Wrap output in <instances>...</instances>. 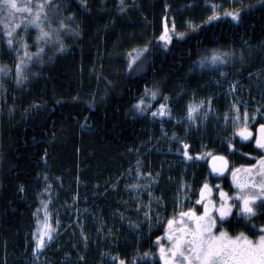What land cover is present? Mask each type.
Here are the masks:
<instances>
[{
  "label": "trees",
  "instance_id": "obj_1",
  "mask_svg": "<svg viewBox=\"0 0 264 264\" xmlns=\"http://www.w3.org/2000/svg\"><path fill=\"white\" fill-rule=\"evenodd\" d=\"M58 3L61 13L50 15V21L53 28L61 20L67 25L60 33L65 49L60 52L57 44H43L42 62L33 57L22 85L15 82V54L0 40V65L13 70L12 76L0 80V264H113V258L114 264L121 259L126 264H163L159 249L164 229L150 225L144 212H138L128 188L139 170L155 177L157 185L149 191L163 205L158 212L166 210L168 217L177 209L184 183L195 188L209 183L235 195L229 175L217 177L209 160L195 157L225 156L239 167L255 164L260 155L254 139L241 143L235 137L232 143L239 149L235 155L222 144L235 131L232 120L225 123L224 114H232L231 103L238 98L249 103L252 114L261 109L251 122L254 131L264 123V98L258 93L264 89L258 81L264 72L258 51L264 41V4L262 0H124L121 12L120 0H85L86 7L79 0ZM206 4L221 5V15L246 11L239 25L227 17L203 26L212 14ZM69 15L74 19H66ZM22 16L26 22L25 13L15 19ZM165 18L170 29L174 22L176 32L185 33L183 39L174 36L167 48L159 40ZM189 21L201 27L193 30ZM8 23L6 14L0 15V36ZM71 29H78L79 35ZM17 32L35 53L36 29L25 33L21 24ZM213 49L232 55L225 57L226 64L200 67ZM136 56L133 69L139 71L128 66ZM232 83L234 94L229 93ZM146 88L157 90L158 96L145 97L153 107L140 114L133 105ZM165 96L175 119H154L151 111ZM209 97L212 110L207 103L204 109L212 115L196 119L189 128L187 105ZM165 133L170 137L175 133L188 144L195 159L185 161L177 151L182 144L161 140ZM47 189L54 195L52 224L58 233L36 254L34 212ZM256 211L251 221L234 212L230 223L218 228L232 237L243 232L256 240L264 226V215L259 214L264 209ZM129 222L138 228L130 230ZM251 225L256 230H250Z\"/></svg>",
  "mask_w": 264,
  "mask_h": 264
},
{
  "label": "snow or ice",
  "instance_id": "obj_2",
  "mask_svg": "<svg viewBox=\"0 0 264 264\" xmlns=\"http://www.w3.org/2000/svg\"><path fill=\"white\" fill-rule=\"evenodd\" d=\"M240 3L241 0H236ZM81 6H85V0H79ZM264 4V0H262ZM194 6V5H193ZM206 7L211 8L212 14L207 16V18L202 22L203 26L213 25L216 21L222 20L224 18L230 17L231 21L236 25L241 23V17L246 9H238L235 11H224L221 15L219 9L221 5H207ZM66 10V9H65ZM121 12L125 11L124 0H120ZM27 13L28 19L25 22L23 16L19 21L15 19L17 14ZM61 9L58 0H25V5L21 6L17 3V0H0V15H5L9 23L4 25L3 35L0 36V40L6 43L7 49L10 53L15 54V82L16 84L22 85L25 80H27V75L25 74V69L28 64L32 62L35 56L42 62V54L44 53L43 44L54 43L58 45L57 51H64L65 45L60 38L61 30H67V25L63 20L59 22L58 27L53 28L50 15H59ZM68 20L74 19L73 15L66 17ZM23 24V31L27 33L28 29L34 28L37 31L35 37L34 45L37 47L35 53L29 51L30 45L20 36L17 29ZM188 27L195 30L201 25H196L193 22H188ZM75 35H79L78 29H71ZM183 39L185 33H177L176 26L173 22L171 24V29L167 23V18H165V23L163 26V31L159 36V40L163 42V47L171 43L173 37ZM21 50H23V55H21ZM148 49L145 47L144 51ZM131 57V53L129 54ZM230 52H220L218 49L211 50L210 56H205L199 62L200 67H204L205 64L219 65L226 64L227 60L225 57L231 56ZM139 56L132 57L129 60V69L133 71H139L141 69H133V65L137 63ZM241 62H243V56H241ZM13 75V70L8 65H0V80L5 77H10ZM220 75L226 76V73L221 72ZM3 84L0 83V88ZM236 91V84L232 83L229 88V93L234 94ZM150 94V99L156 100L158 96L157 90L145 89L144 94L139 98L138 102L133 105L136 112L143 114L152 109V104L145 103V97ZM165 101L168 97H163ZM207 103L208 110H212V98L209 97L207 101L201 100L198 104L189 103L187 105V120L192 122L188 125L189 128L196 121L195 113H198L201 109L205 107ZM243 107L247 109V104ZM231 110L233 111L232 126L238 131L232 133V137L227 139L222 147L228 149L229 155H235L239 152L238 148H235L232 140L238 135L241 138V143L243 141H255V149L259 150L260 155L256 159V164L251 165L249 168H244L243 171L246 174L251 175L253 170H256L257 174L261 177L259 182L244 180L239 177V173L242 169L228 167V160L225 156H212L213 164L212 171L223 175L225 171H231L233 184L237 189V193L234 196H229L223 190L216 186L217 191H219V206L211 199L207 203H204L206 199V193L211 192V188L207 183H204L200 189L201 199L197 200V204L203 205V212L197 215L195 209H189L187 212L179 213V221L173 218H169L167 221V228L169 230L168 240L171 243L170 248H165L163 245L160 246V258L163 264H264V226L258 229L260 233L256 240L249 239L243 232L239 233L235 237L230 236L226 231L217 229V224L221 226L225 223H230L229 217L232 215V208L237 207L238 213L246 221H251L257 215V208L264 209V123H259L258 134L253 137V133L249 130L248 122L249 115L245 111L243 117H241L239 101L231 104ZM34 111L37 109H33ZM152 117L161 118L164 117L171 118L172 109L168 107L166 103H161L155 111H151ZM207 112L204 113V119H207ZM229 119L228 113L224 114V120L227 124ZM243 119V125L240 121ZM255 120V116L251 117ZM181 121H177V124ZM199 130V129H197ZM166 135V133H165ZM187 135V133H186ZM172 140H176L178 144H182V148H178V152H182L183 156L187 160H192L193 157L189 155V145L183 143L175 133L171 137ZM243 156H247V153H240ZM219 162V163H217ZM133 189H136L138 185H131ZM23 191V187L19 189ZM151 196V193H149ZM230 200H234L237 203H229ZM257 201L260 203L257 204ZM43 203V202H42ZM45 209V220L43 229H37L39 236L36 240V247L33 250L38 252L45 247L46 241L44 237H47V241L53 240L52 233L56 231L55 228L51 226L49 221V214L47 211L48 205L43 203ZM264 215V211L259 213ZM147 216V213L145 214ZM121 218L123 219L122 215ZM191 222L192 226H189ZM59 221L57 220V224ZM174 224H179L180 226L174 228ZM138 228L137 224L129 222V229L135 231ZM218 231V235L215 231ZM250 230H256L255 225L250 226ZM35 235V234H34ZM85 239H87L85 237ZM159 239V238H158ZM148 253H145L147 256ZM81 260L84 257H80ZM116 258H113V264ZM119 264H126L125 260H119Z\"/></svg>",
  "mask_w": 264,
  "mask_h": 264
},
{
  "label": "rangeland",
  "instance_id": "obj_3",
  "mask_svg": "<svg viewBox=\"0 0 264 264\" xmlns=\"http://www.w3.org/2000/svg\"><path fill=\"white\" fill-rule=\"evenodd\" d=\"M17 3L19 5H21V6H24L25 5V0H17ZM25 14H27V13H25ZM262 43H263L262 48H259L258 51L261 54V56H260L261 59H264V48H263L264 41ZM259 78H260V80H258V81H261V85L260 86H263L264 87V72L259 76ZM210 84H211V82L208 85H210ZM217 84L220 85L219 83H217ZM255 86H256V83H255ZM246 90L249 92L250 91L249 90V87H246ZM258 93L260 94L259 97L264 98V89H261L260 91H258ZM237 101H239V104H241L242 106L244 104H247V106H248L247 109H245V108H244V110L240 109V113H241V117H243V113L245 111L248 112V115H249L248 127H249V130L253 133V137H255L258 134V132H257V130L254 131L252 129V127H253L254 124H251V122H252L251 117L252 116H255V120H257L258 116L261 114V109L260 108L255 109L254 110V114H252L251 113V110L249 109L250 108L249 103L244 102L240 98H238ZM162 103H166L168 105V107L172 109L171 118H169V117L166 116V117L163 118V120H165V119L169 120V119H172V118L175 119L174 118V115H173V108H172V106L170 104L169 99L167 101L163 100ZM204 108L201 109L198 113H195L194 114L196 116V119H199V118L202 119V118H204V114L203 113L206 111V109H204ZM207 114L209 116L212 115L211 112H209V113L207 112ZM233 114H234L233 111H232V114H228L229 115V119L227 121L228 123H229V121L232 120L231 117L233 116ZM158 119H161V118L158 117ZM189 123H192V122L189 121ZM240 123H241V125H243V119H241ZM175 124H177L176 121H175ZM235 131H238V129H235ZM172 136L173 135H171V137ZM171 137H170L169 134H166V135L163 136V138H161V140L164 139L165 142H168V143H169V141H171V142L176 141V140H172ZM236 138L239 139V140H241V138L238 135L236 136ZM179 154L187 162H191L195 158L197 160H209L210 161L211 168H212V164H213L212 156L213 155L211 153H208L206 155L203 154V155H200V156H197V157L194 158L191 155V153H190V146H189V155L193 157L192 160H187V158L183 156L182 152H180ZM217 163H219V162H217ZM138 167H140V166H138ZM228 167H229V169H231V168H240V169H242L241 172L238 174L241 179L249 180V181H254V182H259L260 179H261V177L257 174L256 170H253V172H252L251 175L246 174L243 171L244 168H249L250 166H239V167H235V166H232L229 163V161H228ZM137 169H139V168H137ZM139 171H137V173H136L137 174L136 175L137 176V180L133 184V185H138V187L136 189H133L132 187H130V188H128V191H131V192L134 193V199H133L134 201L133 202H134V204L137 203L138 212L140 210H142V212H144V214L147 213V216L144 215V217H145L146 220L150 221V225H154L156 227L163 228V229L166 230V231L164 230L165 234L166 233L169 234V231H168V228H167V221H168L169 218L175 217V219L177 221H179V218H180V217H178L179 216V213L182 212V211L183 212H187L189 209H195L196 212H197V215H199V214H201L203 212V205L196 203L197 200H200L201 199L200 189L202 188V186L199 189V188L193 187L191 184L184 183L183 186H182V190H181V192L179 194V197H178V202H177L178 205H177V209H176L175 213L171 217H168L166 215V213H167L166 210H164V213L160 214L158 211H159V208L161 206H163V205L160 204V201L157 198V196L154 195V194L152 195V193L149 191L150 188H153V186L158 181H153L154 179H156L155 177H153L151 175H148V174L147 175L146 174H142ZM213 174L216 175L217 177L218 176H221L219 173L213 172ZM225 174L226 175H229L230 180L232 182V185L235 187V185L233 184L231 171H225L223 175H225ZM207 184L210 186L211 192L210 193H206V199L204 200V203H207L208 200L211 199L212 201H214L216 203V205L218 207L219 206V200H220L219 191H217L216 186H212L209 183H207ZM219 188L221 190H223L225 193H227L230 197L232 196L226 190L222 189L220 186H219ZM146 193H147V196L145 198L144 195ZM149 193H151V196L149 195ZM236 193H237V189L235 187V194ZM42 202L43 203H46L48 205V208H47V211H48V214H49V221L48 222L51 224V226L53 228L56 229V231L52 233L53 237H55L57 235V233H58V228H56L52 224V217H53V214H54L55 208H56L55 199H54V195H53L51 189H49V190L47 189L44 192H42V194L40 195L38 207H37V209L34 212V218H35V228H34V231H33V238H34V242H35L34 249L36 247L37 237L39 236V233L37 232V229H43L44 220H45V209L43 207V203ZM229 203L235 204L237 202L234 201V200H230ZM258 203H260V202L257 201V204ZM188 207H189V209H188ZM234 212H237L238 213V208L237 207H233L232 208V215L234 214ZM127 215L131 217L130 214H127ZM178 226H180V225L179 224H174L173 225L174 228H176ZM189 226H192L191 225V222H189ZM218 226H219V223L217 224V229H219ZM214 231H215V233L217 235L219 234L218 231H216V230H214ZM167 237H168V235H167ZM44 239L46 241L45 247L50 242L53 241V240L47 241V237L46 236L44 237ZM163 246L165 248H170L171 247V243L169 242L168 238H167V241L163 243ZM44 248H42L38 252H34V253L37 254L39 252H42L44 250Z\"/></svg>",
  "mask_w": 264,
  "mask_h": 264
},
{
  "label": "bare ground",
  "instance_id": "obj_4",
  "mask_svg": "<svg viewBox=\"0 0 264 264\" xmlns=\"http://www.w3.org/2000/svg\"><path fill=\"white\" fill-rule=\"evenodd\" d=\"M224 11V10H223ZM231 19V18H230ZM264 68V67H263ZM186 115V114H185ZM140 172V171H139ZM213 184V183H212ZM151 189V188H150ZM200 189V188H199ZM192 207V206H191ZM194 207V206H193ZM188 209H189V207H188ZM179 217V216H178ZM180 219V218H179ZM165 230V229H164ZM165 246V245H164Z\"/></svg>",
  "mask_w": 264,
  "mask_h": 264
}]
</instances>
